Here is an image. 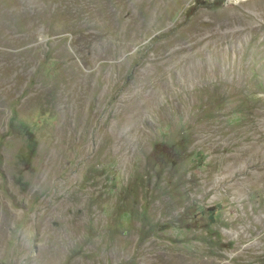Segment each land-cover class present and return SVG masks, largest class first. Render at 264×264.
I'll return each instance as SVG.
<instances>
[{"label": "rangeland", "instance_id": "rangeland-1", "mask_svg": "<svg viewBox=\"0 0 264 264\" xmlns=\"http://www.w3.org/2000/svg\"><path fill=\"white\" fill-rule=\"evenodd\" d=\"M0 264H264V0H0Z\"/></svg>", "mask_w": 264, "mask_h": 264}, {"label": "trees", "instance_id": "trees-1", "mask_svg": "<svg viewBox=\"0 0 264 264\" xmlns=\"http://www.w3.org/2000/svg\"><path fill=\"white\" fill-rule=\"evenodd\" d=\"M22 132L26 138L28 155H29V157H31L34 153V145H35L33 135H32V131H30L29 129H27V127L22 125ZM174 147H175L174 154L178 155L179 151H181L182 154H185V152H186V141H185V139H183V138L179 139L175 143Z\"/></svg>", "mask_w": 264, "mask_h": 264}]
</instances>
